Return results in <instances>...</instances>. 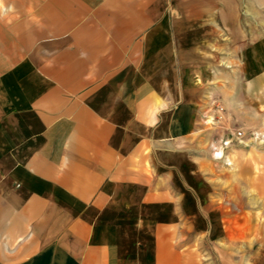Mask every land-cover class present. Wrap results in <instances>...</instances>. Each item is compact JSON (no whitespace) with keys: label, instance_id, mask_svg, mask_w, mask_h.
Listing matches in <instances>:
<instances>
[{"label":"crops","instance_id":"crops-1","mask_svg":"<svg viewBox=\"0 0 264 264\" xmlns=\"http://www.w3.org/2000/svg\"><path fill=\"white\" fill-rule=\"evenodd\" d=\"M154 6L0 0V264H264L260 222L240 223L234 261L228 242L214 254L184 238L185 219L232 213L202 210L177 150H152L184 135L146 66L137 77L166 58L137 38Z\"/></svg>","mask_w":264,"mask_h":264},{"label":"rangeland","instance_id":"rangeland-1","mask_svg":"<svg viewBox=\"0 0 264 264\" xmlns=\"http://www.w3.org/2000/svg\"><path fill=\"white\" fill-rule=\"evenodd\" d=\"M154 4L151 27L137 38L151 37L152 50L165 51L166 58L140 60L137 77L146 66V77L163 93L164 112L183 122L184 135L152 150H177L183 179L199 181L202 210L232 213L185 219L187 243L214 251L213 244L228 242L226 254L238 260L240 223L264 225V216L255 218L257 209L264 212V0H234L230 17L225 2L214 0ZM241 204L248 209L245 220Z\"/></svg>","mask_w":264,"mask_h":264}]
</instances>
